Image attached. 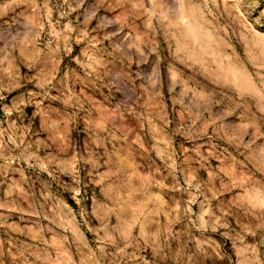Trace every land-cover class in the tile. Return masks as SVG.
Instances as JSON below:
<instances>
[{
    "label": "rangeland",
    "instance_id": "374dc122",
    "mask_svg": "<svg viewBox=\"0 0 264 264\" xmlns=\"http://www.w3.org/2000/svg\"><path fill=\"white\" fill-rule=\"evenodd\" d=\"M0 264H264V0H0Z\"/></svg>",
    "mask_w": 264,
    "mask_h": 264
},
{
    "label": "bare ground",
    "instance_id": "6f19581e",
    "mask_svg": "<svg viewBox=\"0 0 264 264\" xmlns=\"http://www.w3.org/2000/svg\"><path fill=\"white\" fill-rule=\"evenodd\" d=\"M192 24V23H191ZM188 25H190V24H188ZM188 30V29H187ZM191 30V29H190ZM192 37V36H191ZM194 39V38H193Z\"/></svg>",
    "mask_w": 264,
    "mask_h": 264
}]
</instances>
